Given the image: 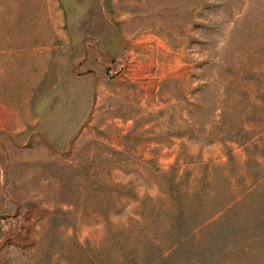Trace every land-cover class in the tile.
<instances>
[{
  "label": "rangeland",
  "instance_id": "obj_1",
  "mask_svg": "<svg viewBox=\"0 0 264 264\" xmlns=\"http://www.w3.org/2000/svg\"><path fill=\"white\" fill-rule=\"evenodd\" d=\"M0 264H264V0H0Z\"/></svg>",
  "mask_w": 264,
  "mask_h": 264
}]
</instances>
